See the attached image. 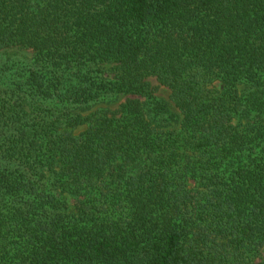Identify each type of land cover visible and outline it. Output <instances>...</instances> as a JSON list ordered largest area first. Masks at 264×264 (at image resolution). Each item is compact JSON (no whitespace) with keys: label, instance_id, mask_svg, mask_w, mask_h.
Instances as JSON below:
<instances>
[{"label":"trees","instance_id":"16d2710c","mask_svg":"<svg viewBox=\"0 0 264 264\" xmlns=\"http://www.w3.org/2000/svg\"><path fill=\"white\" fill-rule=\"evenodd\" d=\"M0 264H264V0H0Z\"/></svg>","mask_w":264,"mask_h":264},{"label":"rangeland","instance_id":"374dc122","mask_svg":"<svg viewBox=\"0 0 264 264\" xmlns=\"http://www.w3.org/2000/svg\"><path fill=\"white\" fill-rule=\"evenodd\" d=\"M150 81H151L152 85L157 88L156 95L166 99L167 98V91L164 88L159 87L158 84L155 82V80L151 79Z\"/></svg>","mask_w":264,"mask_h":264}]
</instances>
